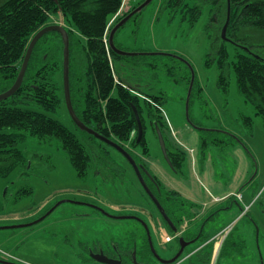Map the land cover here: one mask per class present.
Masks as SVG:
<instances>
[{
    "label": "rangeland",
    "instance_id": "1",
    "mask_svg": "<svg viewBox=\"0 0 264 264\" xmlns=\"http://www.w3.org/2000/svg\"><path fill=\"white\" fill-rule=\"evenodd\" d=\"M138 1L128 0L122 9L125 11L121 15L129 9L131 10L132 5ZM167 1L151 0L135 17L131 16L119 27L115 33V42L123 48L122 50L137 55L128 56V66H123L121 62L115 60V67L122 78L130 84L138 85L143 94L159 95L163 92L166 102L162 103L161 112L166 121H170L173 127L178 130L176 132L179 137H185V131H180L181 127H179L185 123L195 126L199 136L203 134L209 138L206 146H203L199 139L198 159L201 161L211 155L216 176L220 174L221 170L220 159L227 157L226 163L228 164H226V170L223 171V176L228 180L233 175L235 162L228 155L235 145L234 135L242 137L257 153L258 159L256 158L257 161L253 168L255 196L250 207H243L241 220L236 219V223H231L235 227L232 240H235L236 244L227 249L231 255L237 252V255L235 254V260H237L243 248L239 247L244 245L245 241H237L236 238H239L240 232L244 228H249L248 220L252 217L256 224L254 225L255 239L261 253L260 262L264 264V125L262 118L255 115L253 105L245 102L239 93L232 67L227 69L229 74L227 90L223 91L218 83V52L211 45L210 6L208 4L201 5L198 19L192 21L191 14L185 12L184 7L171 5ZM185 2L193 6V0H185ZM116 20L112 21L109 27L114 26ZM48 24L67 26L60 13L51 15ZM74 31L77 34L76 30ZM245 32L250 34L253 41L264 43V29H246ZM81 39L85 42L83 37ZM59 40L58 38L57 42ZM107 43L109 44L108 40ZM227 45L229 60H234L235 45L233 43ZM207 53H210L209 57H211L209 65H206ZM80 59L82 58L80 57ZM188 62L190 67L186 66ZM191 69L195 77V84L191 96L192 101L188 107L189 84L184 77L189 75ZM57 78L61 85L58 93L62 102L55 111L47 113L75 133L91 153V139L88 138L85 130L74 123L67 109L62 72L61 74L57 73ZM199 87L202 88L200 96L197 93ZM111 95L117 96L116 88L112 90ZM141 96V103L144 105V96L142 94ZM21 106L26 107L25 104H21ZM245 116L252 118L251 128L246 127ZM200 128L208 130L202 131ZM145 138L148 151L152 155L162 156L158 137L153 130L150 131L148 128ZM212 138H215L216 141L223 140L226 144L212 143ZM108 145L111 156L113 155L118 162H121L119 163L121 166H126L123 176L113 173L114 180L112 182H104L99 179L100 175H97L95 171L101 169V165L95 158L90 162L86 178L79 177L69 155L56 138L41 142L35 136L27 135L25 140L19 143L18 147L24 152L30 163L26 168L16 166L6 175L0 176V226L31 223L62 201L37 223L15 229H0V237H4L7 233L11 234L13 231V236L21 235L15 241L19 244L18 250L21 249L30 259L26 260L28 264H88L90 259L84 260L83 258L84 256L89 257L91 252L97 249V245L99 247L113 246L114 242L123 247H128L132 243L140 245L142 235L144 236L145 233L143 221L150 225V220L155 219L158 215L161 218L156 211V206L142 190L143 187L136 171L123 161L121 153L117 149ZM132 150L138 158V154L143 153L142 147L139 145ZM187 164L188 160L185 158L181 170H186ZM28 187L32 189L31 192L20 195V190ZM108 199L114 202L135 203L142 209L138 210L130 206L129 208L125 207L126 209L118 207L119 210L116 211ZM99 208L113 212V214L124 215L125 218L108 217ZM139 211L140 217H135L134 214H139ZM216 216L218 225L233 218L231 216L226 218L224 211H220V214ZM160 218L155 219L154 229L151 230L154 233H152L154 246L164 256V254H170L167 252L170 243L172 245L176 242L179 244V241L177 237L168 242L163 241L162 236L165 235L159 234V231L169 235L171 233ZM202 221V217H195L189 225L182 223L180 228L197 229V225ZM158 224H161L160 230L157 227ZM231 225L225 228L230 230ZM3 237L0 239V250L6 251L4 248H8L7 242L1 241L4 239ZM199 243H191L188 250L193 249ZM9 244L15 243L10 242ZM12 248L9 250L13 251ZM187 257L184 253L183 258ZM195 258L196 255L179 264H189L191 259ZM137 262L140 263L138 257L132 260L127 257L122 264H138ZM155 263L157 262L155 261ZM227 264L231 263L228 261ZM235 264L242 263L237 261Z\"/></svg>",
    "mask_w": 264,
    "mask_h": 264
},
{
    "label": "trees",
    "instance_id": "2",
    "mask_svg": "<svg viewBox=\"0 0 264 264\" xmlns=\"http://www.w3.org/2000/svg\"><path fill=\"white\" fill-rule=\"evenodd\" d=\"M142 1L139 0L132 5L131 10ZM121 2L122 0H0V93L6 91L15 82L32 35L48 24L51 15L60 13L67 23L65 28L69 36L70 98L78 118L128 152L132 153V148L139 145L143 154H148L145 138L146 115V118L153 123V128L155 129L156 125L163 133L172 168L181 174L185 152L170 143L166 135V131L170 133V130L161 112V105L166 102L163 92L159 95L143 94L138 85L130 84L122 78L115 67V60L121 62L123 66H128V56L137 55L117 53L107 43L109 31L113 27L112 25L107 28L108 21L120 8ZM167 2L184 7L185 12L191 14L192 21L198 19L201 5L210 6L211 45L218 52V83L223 91L227 90L229 84L227 69L232 67L239 93L245 102L253 105L255 115L262 118L264 125V43L253 41L250 34L245 32L246 29H264V0H230V20L226 35L235 43L234 60H229L228 42L221 38V28L226 19L227 0H193V6L187 4L185 0ZM131 10L119 16L115 23ZM138 13L139 11L132 17ZM58 38L59 42H57ZM113 41L117 48L123 49L115 39ZM241 46L246 47L247 51ZM62 50L63 43L58 32L49 31L43 34L31 51L21 85L15 93L0 100V176L6 175L16 166L27 167L30 162L18 145L27 135H31L41 142L58 139L79 177L86 178L90 162L95 158L101 165V169L95 171L100 175L99 179L112 182L113 173L123 176L126 166H121L119 164L121 162L111 156L109 145L85 131L91 139V154L75 133L47 113L55 111L62 102L58 93L61 85L57 78V73L62 72ZM209 54H206V65L211 62ZM188 65L191 66L189 62L186 66ZM184 78L189 84L187 104L190 107L195 84L193 70L191 69L189 75ZM115 88L117 96L111 95ZM201 90V87L197 90L199 96ZM137 93L144 96V105ZM21 104H25L26 107ZM134 107L141 117L144 128V133L138 142H136L137 121ZM244 123L246 127L251 128L252 118L245 116ZM234 136L235 143L239 142V137ZM200 139L203 146L209 142V138L203 134ZM211 142L226 144L223 140L216 141L215 138H212ZM132 156L138 163L139 159L137 160L134 154ZM123 161L125 162L124 158ZM142 167L145 168L143 163ZM142 175L171 222L177 228H180L182 223L189 225L195 218V214L191 211L194 204L176 191L166 190L157 178L153 186L146 175L143 173ZM31 190L30 187L23 188L20 190V195L30 193ZM203 223L204 220L197 225L194 233L190 230L183 231L181 237L185 240H194V243L204 242L209 236L203 232ZM230 236H226L223 249L236 244ZM211 246V242H208L204 247L205 252L196 251L195 255L199 263L192 262L191 259L190 264H209ZM83 259L90 257L84 256Z\"/></svg>",
    "mask_w": 264,
    "mask_h": 264
},
{
    "label": "crops",
    "instance_id": "3",
    "mask_svg": "<svg viewBox=\"0 0 264 264\" xmlns=\"http://www.w3.org/2000/svg\"><path fill=\"white\" fill-rule=\"evenodd\" d=\"M139 97L141 98L142 96L139 95ZM146 122L147 124H146L145 133H147L148 128H150V131L153 130V132L156 134L155 132L156 130L149 123L148 119ZM169 124L174 130L175 136L177 137L178 141L175 139V136L171 133V131L170 133L166 131V135L168 136L170 143L179 147L182 151L185 152V158H187L188 160V164L186 165L187 169L181 170V174L177 173L167 163V161L163 156V153L162 156L156 154L152 155L150 152H148V154L139 153L138 156L140 159L144 161L146 167L159 179V181L166 190L176 191L184 199L193 203L194 207L191 208V211L195 214V217L203 218L204 223L202 224L203 225L202 229L204 234L205 235L207 234L209 238L204 242H200L199 244H196L193 249H190L189 258H192L197 253L196 251L205 252L206 249L204 247L208 242H211L212 248L210 250L211 255H210L209 264H227L228 261L231 264L232 263L235 264V262L237 261L241 262L242 264H261L260 262L261 253L259 249V244H257V241L255 239L256 237H255L254 225L256 224L254 219H252V217H250V219L248 220L249 228H244L240 232L239 238H236L237 241L238 240H240L241 242L245 241L244 245H241L239 247L240 249L242 247L243 248L241 249L242 252L240 256L239 257L236 256L237 260H235V254L237 255V252L231 255L230 251L226 249V247H224L223 249V245L226 237L223 239H219L215 237L226 226L231 225L232 222L236 223L237 221L235 220L240 219V216L243 213V207L245 206L250 207V203L252 202V199H254L255 196V191L253 190V186H254L253 176L255 175V173L253 174V168H254V164H256L257 161L256 158L258 159L257 153L254 152V150L247 144V142H245V140L242 137L236 135L237 137H239V142L235 143V145L232 147L230 151V155H228L231 156L232 159L234 160L235 168L232 177H230L227 180L223 176V171L226 170V164H228L226 163V161H228V157L222 160L220 159L219 165L221 170H220V174L216 176L215 165L213 163V157L211 155L201 161L198 159V143L200 136L199 133L195 130V128L192 127L190 124H185V123H182L181 126L179 125V127H181L180 131H185V137L181 138L177 135L176 131L178 130H176L173 127L170 121ZM237 193L241 195V198L237 197ZM108 201L113 207V209H116V211L119 210L118 207H122L120 209H123L125 207L129 208L130 206H133L134 208L137 209L140 208L142 209V207L137 206L138 204L136 205L135 203H131V202H114L111 199H108ZM220 211H224V216L226 218L228 216H231L233 218L228 219V221H224L223 223L221 222L222 225L216 224V220H217L216 215H219ZM214 213L217 214L213 215ZM156 218L158 220V218H160L159 215ZM155 219L149 221L150 222L149 228L151 227L152 230L154 229ZM163 223L165 222L163 221ZM160 225L161 224H158L157 226L159 230H160ZM164 225L171 233L172 231L171 227L166 223ZM21 227L24 226L13 227L12 229L21 228ZM234 229L235 227L232 226L231 230L229 231L230 233H228V235L232 236ZM187 230L188 231L190 230L193 233L196 232L194 228L192 229L187 228L186 231ZM13 232L11 234L7 233L6 235H4V237L2 236L4 239L1 241L7 242V247H8V248L5 247L4 249L9 253H11L13 256H15L19 261L28 263L27 261H29L30 259L26 256L25 253L21 251V249L18 250L19 244L15 241L16 238L21 237V235L16 234L13 236L12 235ZM19 233H22V231L21 232L19 231ZM159 234L166 235L167 233L165 232L161 233L159 231ZM2 237H0V239ZM233 241L235 242V240ZM8 242L9 243L13 242L16 245L9 244ZM170 244L172 245V243ZM171 245L169 246V249L167 251L170 252V254L169 255L164 254L165 257L171 256L172 253H174L179 247V244L177 242L173 243L172 246ZM11 247H13L12 248L13 251L9 250V248ZM224 253L227 254L225 255ZM189 258H187L186 260H188ZM182 261L185 260H181L179 262H176L175 264H179ZM192 262L199 263L197 262V257L194 260H192ZM88 264H103V263H99L93 260L90 261V263ZM150 264H160V263L151 262Z\"/></svg>",
    "mask_w": 264,
    "mask_h": 264
},
{
    "label": "water",
    "instance_id": "4",
    "mask_svg": "<svg viewBox=\"0 0 264 264\" xmlns=\"http://www.w3.org/2000/svg\"><path fill=\"white\" fill-rule=\"evenodd\" d=\"M151 0H143L139 5H137L134 9H132L127 15H125L124 17H122L118 22L115 23V25L111 28V30L109 31V36H108V42H109V46L112 47L117 53L120 54H129V52H126L120 48H117L114 44V35L116 33V31L119 29V27H121L134 13H136L137 11H140L145 5H147ZM229 20H230V0H227V12H226V19L225 22L221 28V38L228 42V43H233L235 45V43L229 39L226 35L227 33V27L229 24ZM49 31H56L60 34L61 36V40L63 43V63H62V83H63V88H64V97H65V103L67 106V109L70 113L71 118L73 119L74 123L81 129L87 131L88 133H91L93 135H95L97 138H99L100 140L110 144L111 146H113L115 149H117L121 155H123L127 161L129 162V164L131 165V167H133V169L136 171L137 177L139 179V182L141 184V186L143 187L142 189L145 191V193L147 194L148 198L150 199V201L156 206L157 210L159 211L162 219L171 227V229L173 231L177 230V227L171 222V220L168 218V216L165 214V212L163 211V208L160 204V202L157 200V198L153 195L152 191L150 190V188L148 187V185L146 184L144 178L141 175L140 172V168L135 159L130 155V153L125 150L121 145H119L118 143L108 139L107 137L99 134L97 131H95L93 128L88 127L87 125H85L76 115L72 103H71V98H70V87H69V36H68V31L65 28L64 25L61 24H46L45 26L41 27L38 31H36L31 39L30 42L28 44V47L26 49V52L24 54V58L19 70V73L17 75V78L15 80V82L11 85L10 88H8L6 91L0 93V100L1 99H5L7 97H9L10 95H12L13 93H15V91L18 89V87L21 85V82L23 80V76L25 73V69L27 67V63L31 54V51L35 45V43L38 41V39L45 33L49 32ZM241 48L245 51H247V48L244 46H241ZM127 83V82H126ZM128 84V83H127ZM189 96V93H188ZM134 111H135V115H136V121H137V130H136V142L139 141V139L141 138V136L144 133V128H143V123L141 120V117L139 116L136 107H134ZM155 129H156V134L160 143V147L163 153V156L165 158V160L167 161V163L172 167L171 162L169 160L168 154H167V149H166V144H165V139L163 137V133L161 132V130L155 125ZM143 169V168H142ZM147 174L148 171L144 168L143 169ZM62 201H59L56 205H54L51 209H49L44 215H42L41 217H39L37 220L31 222V223H24V224H17V225H9V226H0V228H13V227H17V226H29L32 225L34 223H37L39 221H41L42 219H44L58 204H60ZM100 211H102L103 213H105L106 215H111V213L104 211L103 209L99 208ZM115 217V216H112ZM131 217V216H130ZM119 218H124V216H120ZM143 225L149 235V229L147 224L145 223V221H143ZM192 242H194V240H190L187 241L185 240L183 237L179 238V249L177 250V252L169 259H165L163 257H161L160 255H158V253L156 252V250L154 249V247L152 246V241L151 238L149 236V243L151 245V249H152V253L153 256L160 262L163 264H173L176 262H179L181 260H183V252L184 249L187 245L191 244ZM90 257H92L95 261L99 262V263H103V264H120L121 261L119 259H114V258H110L107 255H105L102 251L98 254H90ZM135 261V260H134ZM0 263L3 264H19V263H15V262H11V261H7V260H3L0 259Z\"/></svg>",
    "mask_w": 264,
    "mask_h": 264
},
{
    "label": "flooded vegetation",
    "instance_id": "5",
    "mask_svg": "<svg viewBox=\"0 0 264 264\" xmlns=\"http://www.w3.org/2000/svg\"><path fill=\"white\" fill-rule=\"evenodd\" d=\"M147 118L145 117V127H146V124H147ZM149 123L152 125L153 123L148 120ZM154 126V125H152ZM146 131V130H145ZM130 155L132 156V154L135 155V153L133 152L132 150V153L129 152ZM123 156V155H122ZM136 156V155H135ZM133 157V156H132ZM124 160L126 163L129 164V162L127 161V159L123 156ZM134 158V157H133ZM139 159V160H138ZM137 160L139 161L137 163V165L140 168V172H141V175L142 173L144 175H146V177L150 180V182L152 183L153 186H155V178H157L147 167H146V164L144 163V161L140 158L137 157ZM136 161V159H135ZM142 163L145 165V169L148 171V174L143 170L144 167H142ZM130 165V164H129ZM131 166V165H130ZM143 168V169H142ZM143 177V175H142ZM144 178V177H143ZM158 179V178H157ZM159 180V179H158ZM143 190V189H142ZM144 191V190H143ZM145 192V191H144ZM146 194V193H145ZM147 196V194H146ZM148 197V196H147ZM154 205V204H153ZM156 208V207H155ZM138 210H141V209H138ZM156 211L159 213V211L156 209ZM112 214V216H115V217H112L111 215H109L108 217H112V218H119L121 216V214H113V212H109ZM135 217H140V211H139V214H134ZM155 215V214H153ZM124 216V215H123ZM161 216V215H160ZM133 218V217H132ZM162 218V217H161ZM143 221V220H142ZM164 221V220H163ZM165 222V221H164ZM166 223V222H165ZM167 224V223H166ZM148 226V229H149V235L145 229V233H144V236L142 235V239H141V242H140V245H137L135 243H132L131 245H129L128 247H123L122 245H119L117 242H114V244H112L113 246H96L97 249H94L93 252H91V254H98L100 253L101 251L107 255L108 257L110 258H114V259H119L121 261L120 264L124 263V260L127 259V257H129V260H132V259H138L140 260V263L137 262L138 264H150L151 262H157V263H160L154 256H153V253H152V249H151V245L149 243V236L151 238V241H152V246L154 247V249L156 250V252L158 253V255H160L161 257L165 258V259H169L171 258L176 252L177 250L179 249V247L177 248V250L173 253V255L169 256V257H165V256H162V253H160L159 249H157V247L154 246V243H153V235H152V230L151 228H149V225ZM179 237V236H177ZM175 238V237H174ZM179 240V238H178ZM187 241H190L187 239ZM147 242V243H146ZM194 243V242H192ZM190 245V244H189ZM187 245L184 249V253H187L188 250V246ZM134 246V247H133ZM133 247V248H132ZM189 253V252H188ZM90 257V256H89ZM94 259L92 257H90V260L89 261H93ZM160 264H163V263H160Z\"/></svg>",
    "mask_w": 264,
    "mask_h": 264
},
{
    "label": "built area",
    "instance_id": "6",
    "mask_svg": "<svg viewBox=\"0 0 264 264\" xmlns=\"http://www.w3.org/2000/svg\"><path fill=\"white\" fill-rule=\"evenodd\" d=\"M127 2H128V0H122L120 8L117 10V12L115 14L112 15V17L110 19V22L107 25V28L109 27V25L111 24L112 21L117 19L125 11V10H122V9H123L124 5L127 4ZM167 124H168L169 130L175 136V132L172 129L171 125L169 124V121H167ZM175 139L178 141L176 136H175ZM237 197L241 198V195L237 193ZM228 229L229 228L224 229L222 232L218 233L215 237L219 238V239H223L224 236L226 235V233L228 232ZM183 231H184V228L182 227L181 229H179V231L176 232V234H170V235L166 234L165 236H162L163 237V241L164 242H168V241L172 240L175 235L181 234ZM0 253H1V257L3 259H5V260L14 261V262H17V263H20V264H28V263H25L23 261H19L15 256H13L8 251L0 250Z\"/></svg>",
    "mask_w": 264,
    "mask_h": 264
}]
</instances>
